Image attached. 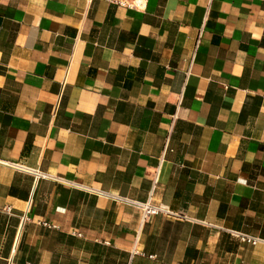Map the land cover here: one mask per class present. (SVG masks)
<instances>
[{
	"label": "crops",
	"instance_id": "1",
	"mask_svg": "<svg viewBox=\"0 0 264 264\" xmlns=\"http://www.w3.org/2000/svg\"><path fill=\"white\" fill-rule=\"evenodd\" d=\"M0 264H264V0H0Z\"/></svg>",
	"mask_w": 264,
	"mask_h": 264
},
{
	"label": "built area",
	"instance_id": "2",
	"mask_svg": "<svg viewBox=\"0 0 264 264\" xmlns=\"http://www.w3.org/2000/svg\"><path fill=\"white\" fill-rule=\"evenodd\" d=\"M93 1V0H88ZM110 4L117 5L120 7H124L127 9H133V10H142L146 6V0H104ZM157 181V180H156ZM131 205L135 206L142 214L143 221L147 220L149 217L163 213L170 217L180 218L182 217L178 213H173L170 211H166L163 209H160L156 206H154L150 201L142 203V202H130ZM45 226H48V224L44 223ZM240 239L245 242L252 245H256L259 242V239L248 236V235H239Z\"/></svg>",
	"mask_w": 264,
	"mask_h": 264
}]
</instances>
